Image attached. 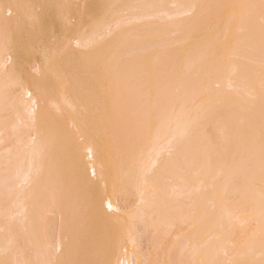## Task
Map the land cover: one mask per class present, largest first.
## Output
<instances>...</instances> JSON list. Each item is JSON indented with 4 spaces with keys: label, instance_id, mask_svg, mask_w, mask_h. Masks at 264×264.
Masks as SVG:
<instances>
[{
    "label": "rangeland",
    "instance_id": "374dc122",
    "mask_svg": "<svg viewBox=\"0 0 264 264\" xmlns=\"http://www.w3.org/2000/svg\"><path fill=\"white\" fill-rule=\"evenodd\" d=\"M130 1L132 4L129 3ZM130 1L110 0L106 6L102 5L94 12H88L86 17L84 16V22L76 25L77 21L73 17V12L80 6L87 7L86 0H0V21L1 18L4 20V23L0 24V101L5 102L2 103L3 106L0 102V107L8 109L5 110L9 111L7 122H11L14 126H12V129L11 124L6 123V126L4 125L5 130L1 128L2 124L0 127V208H2L0 211L3 212L2 215L0 214V245H9L12 241L11 238L16 242L15 248L13 247V251L16 252V254L14 252L16 261H14L15 258L13 260L10 258L8 251L0 255V264L38 263L33 259L29 260L30 258L27 257L26 252L22 257L23 251H19L22 246L24 247V238L20 237L21 231L16 212L17 205L13 203L16 202L19 191H27L29 188L32 190L31 184L22 181L21 178L27 175L29 180L31 179V182H34L33 179L35 178L33 177H36V175L39 177V174L42 175L44 172V174H48V169L40 172L41 169H45L43 164L46 166L47 163L46 168L51 164L56 171L60 172L61 170L62 175L59 174L57 178L61 177L62 179H60L65 181L67 186L70 185L69 188L71 189L67 190L70 194L78 193L79 187H75L77 185L76 181L64 177L68 169L70 174L71 170L76 168L72 155L70 156L74 151L71 152V150H76L78 159L86 164L87 168L84 166L83 175L90 182L87 183L88 188L91 183L98 184L99 189L101 188L100 193L105 196V201L109 198L113 203L112 209L106 208L103 196L100 197L104 202L100 201V204H103L100 207L108 217V225L114 230V237L118 245V263H121L120 261L123 259L124 261L128 260L130 264H264V211L261 212L262 214L257 212L259 209L264 210V0H241L242 3H240V0H230L232 3L229 0H215L213 6L216 9L218 8L217 10H222L220 11L221 16L217 15L215 10L208 17L207 14L211 10L204 7L202 14L201 12L198 14L199 17L195 15L197 21L193 17V10H190L192 3L196 0H173V2L171 0ZM161 1L163 3H160ZM11 3L18 5L17 12L8 9ZM82 3L83 5H81ZM228 3L233 6L232 9ZM179 4L184 5L180 6ZM206 4H209V2ZM158 7L164 8L165 11L158 9ZM234 7L238 8L235 9ZM228 8L231 11H226ZM237 9L240 14L236 13L235 10ZM234 19L235 21H233ZM236 22H239V25ZM232 23L237 25L235 27L233 24L234 30H230L232 29ZM193 24L199 27H195ZM190 26L192 29L189 30ZM67 28L69 32L65 31ZM199 28H202L203 32L206 31L207 36L202 31L200 36ZM188 31H191V35L188 34V37H186ZM231 31H234V38L231 36L232 34H229V32L232 33ZM193 32L195 34L193 40L197 39L196 43L202 44L201 42H203L204 44L208 39V42H206L208 46L204 44L201 47L198 43L191 42ZM62 33H65L66 39L70 38L68 48L59 46V41L63 36ZM227 36H229V42ZM196 37L199 38L200 42ZM201 38H203V41H201ZM210 39L213 40L210 41ZM212 41H214V45H211ZM194 45H198L197 49L201 51H199V58L197 57L199 52L196 50V46L193 49ZM191 46L192 49H190ZM5 48L16 49L19 52V66L13 71L12 76L2 74V70L10 67L12 62L4 50ZM193 51L197 53H193ZM205 52H208L207 55ZM192 55L196 57L194 59H197L196 62L200 64H196V68L193 65L192 68H195V72L193 69H190L192 71L189 72L188 68L181 65V62L184 66V62L192 59ZM158 61L160 63L163 61L166 63L167 61L166 64L162 63V66H165V77L170 78L173 74L172 76H175V80H177V74L182 76V73L189 72V74L187 73L188 77L191 75L194 80L193 74H195V76L198 75L195 78L198 80L203 75L202 77L205 76L204 79L206 78L203 79L204 86L200 88L201 90L196 91L197 94H193L195 96L192 95L194 99L190 97L192 100L189 99L190 101H188L185 111L183 110V114L178 111V106H174L171 111V113H174L171 115L177 114V112L180 115H175L177 117L176 120L173 118L174 122H170L172 118L169 119L170 121L168 120L169 125L168 123L165 124L168 130L164 128L165 125L162 128L166 137L164 134L161 137L163 140L157 137L162 130L155 134L156 137L155 135L151 136L150 144L155 140L149 149L153 146L156 149L143 151L130 171L107 173V180L104 176H93L87 166L90 158L88 159L86 150L81 149L85 146L83 145L85 136L81 133L82 128L90 133L100 132L95 127L96 125L104 126L106 123H110L121 126V123L128 124L129 120L131 121V126L128 125L130 126V128L128 127L130 134L127 135L131 137L133 134L131 131L133 118L135 119L138 113H135V117H133L130 112L132 109H136L138 103L135 104L136 107L130 105L127 111L119 113L120 108L116 104L121 102L124 95L117 94L115 97L102 101L98 93L104 94L108 89L107 82L110 83L112 79L104 78V80L99 76L91 81L92 90L97 94V99L88 102L83 100L84 103H81V101L76 100L78 98L76 95L70 96L74 92L75 79L88 72L96 71L99 66L109 67L111 76L116 74L115 72H120L121 75L131 74L135 76L137 80L134 85L138 87L137 91L142 90L144 93L141 91L139 94L147 97L146 93L150 95L151 92L146 90L145 87L148 86L150 89L151 83L158 84L159 82L158 79L152 80L156 74H153V72H157L160 66ZM219 63L222 68L219 67ZM198 65L204 67L203 69L207 73L202 71V68ZM223 65H225V69ZM156 66H158L157 69ZM180 66L181 69H186L187 72L181 73ZM166 67L169 69L167 70ZM197 68L201 69V72L196 70ZM155 69L156 71H152ZM210 69L212 70L210 71ZM218 71L220 75L216 73ZM196 72H199L200 76ZM225 72H227V75ZM186 76H183L184 81L190 79ZM13 77H17L14 78L15 82H33L49 96L44 118L47 124H49L48 121L54 122L57 128L53 127L51 130V127H49L51 125L43 122L51 130L49 133V130L45 129L51 135L48 140H46L48 134L44 133L45 130L41 133L43 142L46 141L47 147H50V151L47 147L42 148L43 150L47 149L44 151L47 156L42 155L43 153L41 156L39 155L43 151L37 148L41 147L40 145L38 147V144H42V142L41 140L38 141L36 137L38 135L34 129L35 120L31 118L28 111L26 112L27 97L20 94L18 97L12 96V88L11 85H8V80L11 84L14 82ZM168 79L167 77L164 78L162 84H170ZM175 80L170 85L172 96H176L180 92V87ZM8 89L11 91L10 94ZM8 95L10 99H8ZM12 102L13 104H11ZM16 102L20 105L18 106ZM144 103L142 102V105H149ZM9 105H13L15 109ZM140 105L139 107L143 109L144 106ZM11 107L12 113H10L11 109L9 110ZM18 107H21V109ZM140 108L137 107L135 112L139 111ZM146 109L152 114L153 109H150V107H146ZM113 110L115 112L110 117ZM192 112L193 114H191ZM204 112H207V114L204 115ZM203 115L205 118H200V121L215 117L214 120H220L222 123L208 119L204 122L201 121V126L198 123L197 128L193 123L198 120L197 118L204 117ZM235 116L238 118L236 119ZM136 119L138 120V116ZM193 120L195 121L193 122ZM186 122L190 124L191 128L186 125ZM135 123L133 124L136 126ZM140 123L139 119L137 126ZM217 123L218 125L220 123L219 127L222 129L220 133ZM207 126L216 128L210 127L209 129ZM222 126L226 130H223ZM187 127L189 130L192 128H194L193 130L197 129V136H187L186 134L193 131L189 132ZM6 130L10 133L7 135V131L6 135H3ZM52 131L54 132L52 133ZM223 131L226 133L224 134ZM183 132L186 134H183ZM207 133L209 134L208 138ZM219 134L223 135L220 136ZM227 134H230V137ZM181 135H185L186 138L183 139ZM128 136L126 139H128ZM189 137L190 139H188ZM179 138L183 139L185 143L180 141ZM195 138L203 146L194 149L192 146L196 142ZM126 139L124 138V140ZM189 140L191 142L187 144ZM122 142L114 144L119 146ZM173 142L183 147L186 146L184 148L188 151L180 152L181 154L177 153L180 146L175 145V143L173 145ZM172 145L174 150L170 151ZM77 146H79V149ZM118 146L116 150L117 148L121 149V146ZM175 146L179 147L175 148ZM106 147L107 152L112 149L111 155L103 149L108 156L104 153L105 156L103 154L102 157L106 159V163L108 161L113 163L114 158H116L115 153H117L114 145L110 150H107L108 146ZM113 150H115V153H112ZM22 152L24 153L22 154ZM36 152L39 153L36 154ZM9 156L13 158V161L11 159L13 163L9 162ZM178 156H180V159ZM33 157L36 158L33 159ZM37 157H41L40 160ZM104 158L103 160H105ZM157 158L159 159L157 160ZM177 158L179 161H175ZM207 158L211 162H208ZM47 159L52 163L48 162ZM154 159L161 161L159 163L163 166L157 162L152 166ZM205 160L209 164L211 163L210 166ZM38 161H43V163H37ZM61 162L65 165H63L65 168H68L67 170L64 171ZM4 163L6 167L8 165L7 168L10 164L12 167L3 169L2 165ZM38 164L44 168H39ZM216 166L217 168H215ZM31 167L34 169H30ZM16 168H20L19 171H15ZM35 169H40V173L34 171ZM11 172L13 173L10 178L15 177L13 176L15 172L21 173L20 175L17 173L18 176L16 177L22 176L19 180L15 178L19 182L14 179L17 184L11 179L14 185L8 186L11 182L8 175ZM25 172H28V174H25ZM42 176L41 178L44 177ZM38 177H36V180ZM105 181L107 183L114 182L113 187L110 189L111 192L110 190L103 191L102 187ZM37 185L41 186L37 187ZM37 185L36 190L33 191H37L35 194L40 195V187L42 190L43 184L39 183ZM33 187L35 188V185ZM75 189L77 192L74 191ZM63 190L66 192V189ZM90 190H93V187L89 188ZM72 191L73 193H71ZM258 194L259 196L255 199V195ZM257 200L262 203L261 208L252 206V204L257 203ZM55 214V212H50L47 215L48 223H51V225L48 224L50 228L47 227L49 229L47 230V236L50 237L49 240L53 245L57 241L56 236L60 225V223L58 225V221L60 222L58 220L59 216ZM5 223H10L12 227L9 229L4 228L3 224ZM10 234H12L11 238ZM57 251L59 252V250ZM4 259L7 260L4 261ZM72 264H78V262Z\"/></svg>",
    "mask_w": 264,
    "mask_h": 264
},
{
    "label": "bare ground",
    "instance_id": "6f19581e",
    "mask_svg": "<svg viewBox=\"0 0 264 264\" xmlns=\"http://www.w3.org/2000/svg\"><path fill=\"white\" fill-rule=\"evenodd\" d=\"M130 1V0H129ZM230 1V0H229ZM231 1H234V0H231ZM230 1V3H232ZM237 1V0H236ZM239 1V0H238ZM243 1V0H242ZM245 1V0H244ZM107 2L109 3L110 2V0L108 1V0H86V2H85V4H87V7H82V6H80V7H78L77 8V10H74V18H76V25H79L80 24V22H84L83 20H85V18H84V16L86 17V15H87V13L88 12H94L98 7H100V6H102V5H104V6H106V4H107ZM133 2V1H132ZM171 2H173V0H171ZM180 2V1H179ZM183 2V1H182ZM207 2H209V4H206ZM215 2V0H196V1H194L193 3H192V6H191V8H190V10H193V14H194V16L193 17H195V20L197 19V17L195 16V15H197L198 16V14L201 12V14H202V11H204V7H207V10H211V11H209V13L207 14V16L209 17V16H211L212 15V12H214L215 10H216V14L217 15H219V16H221L220 15V11H222V10H217L216 9V7H214L213 6V3ZM248 2V1H247ZM129 3H131V1L129 2ZM151 3V2H150ZM160 3H163L162 1L160 2ZM165 3V2H164ZM181 3V2H180ZM184 3V2H183ZM187 3V2H186ZM230 3H228V4H230ZM236 3H238V2H236ZM240 3H242L241 2V0H240ZM245 3V2H244ZM243 3V5H245ZM132 4V3H131ZM131 4H129V5H131ZM153 4V3H152ZM178 4V2L176 3V5ZM206 4V5H205ZM234 4V3H233ZM81 5H83V3L81 4ZM129 5H127L128 7H129ZM180 5V4H179ZM182 5H184V4H181L180 6H182ZM231 5V4H230ZM235 5V4H234ZM125 6H126V4H125ZM179 6V7H180ZM237 6V5H236ZM241 6V5H240ZM163 7V6H162ZM183 7H185V6H183ZM223 7V6H222ZM222 7H221V9H222ZM230 7V6H229ZM232 5H231V9H232ZM242 7V6H241ZM245 7H246V5H245ZM8 8V7H7ZM132 8V7H131ZM235 8V7H234ZM234 8H233V10H234ZM236 8H238V7H236ZM235 8V9H236ZM0 9H1V7H0ZM8 9H12V10H14V11H16L17 12V10H18V5L16 4V3H11L10 4V6H9V8ZM158 9H163L164 10V8H161V7H158ZM162 10V11H163ZM228 10H230L229 8L226 10V11H228ZM2 11H3V9H2ZM2 11H1V13H2ZM161 11V10H160ZM165 11V10H164ZM231 11V10H230ZM236 11V13L237 14H240L239 12H237L238 11V9L237 10H235ZM239 11H240V9H239ZM241 12V11H240ZM73 13H72V15H73ZM228 15H229V13H227ZM199 17V16H198ZM228 17H230V16H228ZM82 20V21H81ZM197 21V20H196ZM233 21H235V19L233 20ZM232 21V22H233ZM238 21V20H237ZM188 22V21H187ZM186 22V23H187ZM194 22V21H193ZM2 23H4V20H3V18H1V21H0V24H2ZM202 23V22H201ZM237 24L239 23V22H236ZM236 23H232V25H231V27L233 26V24L235 25ZM192 24V23H191ZM207 24V23H206ZM189 25H190V21H189ZM193 25H195V24H193ZM239 25V24H238ZM198 26V25H197ZM196 25H195V27H197ZM193 27V26H192ZM199 27V26H198ZM228 27H229V25H228ZM235 27H237V25H235ZM188 28V27H187ZM205 28V27H204ZM230 28V27H229ZM228 28V29H229ZM190 29H192L191 28V26H190V28H189V30ZM193 29H194V27H193ZM200 29V28H199ZM202 29V28H201ZM200 29V33H201V30ZM235 29V28H234ZM233 29V27H232V29H230V30H234ZM195 30V29H194ZM66 32H69V29L67 28L66 30H65ZM64 31V32H65ZM199 31V30H198ZM65 32V33H66ZM158 32H159V30H158ZM189 32V31H188ZM187 32V36L186 37H188V34H190V32L188 33ZM197 32V31H196ZM205 32V34L204 35H206V31H204ZM203 31H202V33H204ZM208 32V31H207ZM232 33H230L229 32V34H232L231 36L233 37V33H234V31H231ZM65 33L63 34V38L61 37V40L59 41V46H62V47H67L68 48V40L70 39V38H68V39H66V36H64L65 35ZM156 33H157V31H156ZM185 33H186V31H185ZM199 33V32H198ZM198 33H197V35H198ZM202 33L200 34V36L202 35ZM228 33V32H227ZM191 35V34H190ZM190 35H189V39H190ZM193 37L191 38V42H193V43H196V40L197 39H195V40H193L194 39V37H195V34H194V32H193V35H192ZM207 36V35H206ZM206 36H204L205 38H206ZM209 36V35H208ZM65 37V38H64ZM231 37V39H233ZM237 37V36H236ZM196 38H198V37H196ZM227 41L229 42V36H227ZM238 38V37H237ZM76 39H77V37H76ZM188 39V38H187ZM211 40H213V39H210V41ZM80 41V40H79ZM198 41H199V38H198ZM201 41H203V38H201ZM233 41V40H232ZM200 42V41H199ZM206 42H208V39H207V41ZM206 42H204V44H206ZM213 43H211V45L213 44H215L214 43V41H212ZM192 43V44H193ZM198 43V42H197ZM196 43V44H197ZM202 44H200V43H198L200 46L201 45H203L204 46V44H203V42H201ZM210 43V42H209ZM232 43V42H231ZM234 43H235V41H234ZM208 44V43H207ZM206 44V45H207ZM228 44V43H227ZM210 45V46H211ZM231 45H233V44H231ZM237 45V44H236ZM186 46V45H185ZM189 46V45H188ZM195 46L196 45H194V48L193 49H195ZM198 46V45H197ZM196 46V50L198 51V47ZM203 46H201V47H203ZM208 46V45H207ZM200 47V48H201ZM212 48H213V46H211ZM210 47V48H211ZM207 48V47H206ZM205 48V49H206ZM185 49V48H184ZM190 49H192V46L190 47ZM5 51H6V53H7V55H9L8 57H10V59H11V65H10V67H8V68H5V69H3L2 71H3V73L2 74H6V75H11L12 73H13V71L19 66V52L16 50V49H12V48H5L4 49ZM196 50H194V51H196ZM193 51V53H197V52H194ZM200 51V50H199ZM198 51V52H199ZM201 52V51H200ZM200 52L199 53H197V57L199 58L200 56H199V54H200ZM207 53L208 52H205V54L207 55ZM202 54H204V53H202ZM201 54V55H202ZM205 54H204V56H205ZM195 55V54H194ZM193 57V58H192ZM192 59H189L187 62H184V66H183V64H182V62H181V65H182V67H186V68H188V70H189V72L190 71H192V70H190V69H193V71L195 70V66H197L196 64H199L198 62H196V61H198L197 59H194V58H196L195 56H193L192 55ZM205 58V57H204ZM203 59V58H202ZM218 60V59H217ZM220 60V59H219ZM225 60V59H224ZM202 61V60H201ZM214 61V60H213ZM159 62V61H158ZM157 62V63H158ZM215 62V61H214ZM154 63V62H153ZM162 63H165V61H163ZM162 63H160L159 62V64H160V66H159V68H158V66H156V69H157V72H153V74H155V76H153L152 74V76H153V78H152V80H154V79H158V84H150L151 86V88L149 89L148 88V86L147 87H145V88H147L146 90H150V95L149 94H147L146 93V95H148L147 97L145 96V95H140L139 94V92L141 93V91L139 90V91H137V86H135L134 85V82L137 80L136 78H135V76H133V75H131V74H124V75H121V73L119 72H115L116 74H112V76L110 75L111 74V71H109V67H107V68H105V67H101V66H99L97 69H96V71H91V72H88V73H86L85 75H83L82 77H77V79H75V82H74V92L73 93H71V97H73V96H77L78 98H76V100L77 101H81V103H84V101L83 100H85V101H92V100H96L97 99V94L92 90V85H91V81H92V79L93 78H96L97 76H99V78H111L112 80H111V82L110 83H108L107 82V86H108V89L104 92V94L103 93H98V95H99V97L101 98V100L102 101H104L105 99H109L110 97H115V95H117V94H120V95H124L123 96V98H122V100H121V102L120 103H117L116 104V106H119V108H120V111H119V113H122V112H125V111H127V108L130 106V105H133L134 107H136L137 105V107L138 108H140L139 107V104H141L140 106H144L143 107V109H139V111L137 110V112H135L136 111V109H137V107H136V109L135 110H131V114H133V117H135L134 116V114L135 113H138V114H136L137 116H138V120L136 119L137 118V116L135 117V119L133 118V123H135L136 124V126L132 123V127H131V131H132V136L130 137V136H128L127 134H130L129 133V131H128V127L130 128V122L131 121H129L128 120V124L126 123H121L122 125L121 126H115V124L113 125V124H110V123H106L104 126H101V125H96L95 127L98 129V130H100V132H98V131H94V132H92V133H90L89 131H87L85 128L83 129L82 128V130H81V133H82V135L83 136H85V142H84V144L83 145H85L84 147H82L81 149H85L86 150V152H87V155H88V159L90 158V160L87 162L88 163V170L91 172V174H93V176H99V177H102V176H104V178L107 180V173H110V174H114V173H116V172H122V171H130L132 168H133V165H134V163L137 161V159L139 158V156L141 155V153L143 152V151H145V150H147V149H149V147H150V145L151 144H153L154 143V140L152 141L153 143H151L150 144V141H151V138L153 137V135H155V134H157L160 130H162V128L164 127V125L166 124V123H168V125H169V122H168V120L170 119V118H172L171 120L172 121H170V122H174L173 120V118H175V120H176V117L178 116V115H180V114H178L179 112H177L175 109V111L177 112V114L175 113L174 115H171L172 113H174V112H172L171 113V111H172V109L174 108V106L176 107V106H178V111H181L180 113H184L183 112V110L185 109V107H187L186 105H187V103H188V101H190L189 99H191L190 97H192V99H194V97L193 96H195V95H193V94H197V90L198 89H200L201 87H203L204 86V80L206 79H204V77H202L203 75H201V77L200 78H198V80L197 79H195L196 78V76H198V75H196L195 76V74H193V78H194V80L191 78V75L189 76L190 77V79H188L187 81L185 80L184 81V78H183V76H186V74L188 73L189 74V72H187V70L186 69H181V66H180V70H181V73L182 72H187V73H182V76L180 75L179 76V74H175L176 76H177V80H175V76H170V78L168 77V76H166L167 77V79L170 81V84H162V81L164 80V78H166L165 76H164V74H166V72H165V66H162ZM166 63H167V61H166ZM165 63V64H166ZM222 63H223V61H222ZM164 64V65H165ZM205 64H207V63H205ZM220 64V63H219ZM229 64V63H228ZM158 65V64H157ZM193 65H194V67L195 68H192L193 67ZM200 65V64H199ZM198 65V66H199ZM212 65V64H211ZM167 66V65H166ZM213 66V65H212ZM224 66L225 65H223V68H224ZM200 68H202V71H204L205 72V69H203L204 67H201V66H199ZM198 67V68H199ZM215 67V66H214ZM218 67V66H217ZM219 67H221L222 68V66H221V64H220V66ZM229 67V66H228ZM236 67V66H235ZM109 68V69H108ZM155 68V67H154ZM167 68V67H166ZM196 69V70H199V72H201V69ZM206 68H207V65H206ZM210 68V67H209ZM216 68V67H215ZM215 68H213V69H215ZM156 69L155 70H152V71H156ZM169 68H167V70H168ZM225 69V68H224ZM186 70V71H185ZM212 69H210V71H211ZM218 70V69H217ZM221 70V69H220ZM1 71V72H2ZM109 71V72H108ZM151 71V72H152ZM169 72V71H168ZM168 72H167V75H168ZM176 72H177V70H176ZM179 72V71H178ZM195 72V71H194ZM197 73L196 72V74H199V76H200V73ZM171 73V72H170ZM172 73H175V72H172ZM205 73H207V72H205ZM216 73H218L219 74V71L218 72H216ZM222 73H223V71H222ZM226 73V75H227V72H225ZM1 74V75H2ZM120 74V75H119ZM185 74V75H184ZM188 74H187V76L186 77H188ZM192 74V73H191ZM212 74V73H211ZM214 74H215V72H214ZM218 74H216V75H218ZM116 75V76H115ZM143 75V74H142ZM220 75V74H219ZM12 76V75H11ZM144 76V75H143ZM179 77H181V78H179ZM188 77V78H189ZM212 77H213V75H212ZM222 77V76H221ZM225 77V76H224ZM4 78V77H3ZM14 78H17V77H13V80H14V82H12L11 84L9 83L10 81L8 80V85H11V88H12V96L13 97H18V95L20 94V95H23V96H25V97H27V101H26V104H25V108L27 109H25L26 110V112L28 111V113L31 115V118L33 119V120H35V122L36 123H34V129H35V131H36V134L39 136H36L37 137V139H38V141L39 140H41V142H42V144H38V147H40V148H37V149H42V148H46L47 147V143H46V141L45 142H43V139H42V137H41V133L42 132H44V130L45 129H47V131L50 133V131L52 130V128L54 127H56L57 128V126L54 124V122H50V121H48L49 122V124L51 125V126H49V127H51V130H50V128L48 129L47 127V125H49V124H47L46 122V119L44 118L46 115H45V113H46V111H47V106H48V103H49V96H48V94L46 95V93H45V91H42V89H40V88H38V86L35 84L34 85V83L33 82H31V81H28V82H25L24 80H22L21 79V81H24L25 83H21V82H15V79ZM143 78V77H142ZM183 78V79H182ZM211 78V77H210ZM226 78V77H225ZM178 79H180V80H178ZM204 79V80H203ZM212 79V78H211ZM11 80V79H10ZM105 80V79H104ZM173 80H175L177 83H178V85H179V87H180V92L178 93V95H176V96H172V92H171V90H170V85L172 84V82H173ZM216 80H218V78H216ZM4 81V80H3ZM219 81H220V79H219ZM224 81H226V80H224ZM223 82V81H222ZM2 83V82H1ZM5 83V82H4ZM218 83V82H217ZM221 83V82H220ZM6 85V84H5ZM7 90V89H6ZM9 90V89H8ZM128 90V91H127ZM146 90H144V91H146ZM201 90V89H200ZM199 90V91H200ZM198 91V92H199ZM9 92H11L10 90L8 91V93ZM147 92H149V91H147ZM7 93V94H8ZM142 93H144L143 91H142ZM10 94V93H9ZM200 94V93H199ZM193 95V96H192ZM9 96V95H8ZM144 96V97H143ZM199 96V95H198ZM211 96H212V94H211ZM21 98H22V96H21ZM200 98V97H199ZM206 98V97H205ZM209 98V97H208ZM213 98V97H212ZM211 98V99H212ZM8 99H10V96H9V98ZM191 99V100H192ZM117 100V99H116ZM201 100H203V99H201ZM145 102V103H148L149 105H142V102ZM147 101V102H146ZM198 101V100H197ZM1 102V104L2 103H5V102H2V101H0ZM18 102V101H17ZM16 102V103H17ZM199 102V101H198ZM7 103V102H6ZM9 103V102H8ZM136 103H138L137 105H135ZM144 103V104H145ZM190 103V102H189ZM11 104H13V102L11 103ZM197 104V103H196ZM4 104H2V106H3ZM16 104L14 103V106H15ZM17 105H18V103H17ZM19 105H20V103H19ZM18 105V106H19ZM190 105V104H189ZM191 105H192V103H191ZM200 105V104H199ZM7 106V105H6ZM9 106H12L13 107V105H9ZM150 107V109H153L152 111V114L151 113H149V111L146 109V107ZM5 107V106H4ZM12 107L11 108H9V110L11 109V112L10 113H12ZM16 107V106H15ZM202 107V106H201ZM14 108V107H13ZM18 108H20L21 109V107H18ZM17 108V109H18ZM7 108L5 107V108H3V107H0V127L3 129V130H5V128H4V125L6 126V123H9V125L11 124V127L13 126V124L11 123V122H7V120H8V116H7V114H8V112L9 111H5ZM15 109V108H14ZM20 109H19V111H20ZM37 109V110H36ZM144 109H146V110H144ZM149 109V110H150ZM177 109V108H176ZM186 109H188V108H186ZM8 110V109H7ZM141 110V111H140ZM144 110V111H143ZM19 111H17V112H19ZM22 111V110H21ZM23 111H24V108H23ZM185 111V110H184ZM114 112H115V110H113V113H111V115H110V117L114 114ZM190 112H191V110H190ZM203 112V111H202ZM213 113V112H212ZM212 113H211V115H212ZM191 114H193V112L191 113ZM201 114V113H200ZM205 114H207V112L205 113L204 112V115ZM236 114V113H235ZM239 114V113H238ZM11 115V114H10ZM9 115V116H10ZM151 115V116H150ZM175 115H177L176 117H175ZM196 115V114H195ZM203 115V116H204ZM210 115V114H209ZM217 115V114H216ZM240 115V114H239ZM184 116V115H183ZM192 116V115H191ZM208 116V115H207ZM197 117H199V116H197ZM208 117H210V116H208ZM221 117V116H220ZM200 118H205V116L204 117H199V118H197L198 120L195 122V123H193V124H195L194 126H196L198 123L200 124V126L202 125L200 122L201 121H207L208 119H210V118H207V120H201L200 121ZM215 118V117H214ZM214 118H211L212 120H214ZM235 118H236V116H235ZM238 118V117H237ZM236 118V119H237ZM239 118H240V116H239ZM10 119V118H9ZM139 119H140V125L139 126H137V121L139 122ZM180 119V118H179ZM178 119V120H179ZM210 119V120H211ZM219 119V118H218ZM134 120H135V122H134ZM137 120V121H136ZM184 120V119H183ZM185 120H186V118H185ZM217 120V119H216ZM216 120H214V121H216ZM228 120V119H227ZM239 120V119H238ZM9 121H11V120H9ZM195 120H193V122H194ZM218 122L220 121V120H217ZM229 121V120H228ZM234 121V120H233ZM43 122L44 123H46V124H43ZM111 122V121H110ZM184 122V121H183ZM183 122H181V123H183ZM188 122V121H187ZM187 122H186V125H189L188 127H190V124H187ZM212 122V121H211ZM221 123H222V121H220ZM224 122V121H223ZM226 122V121H225ZM224 122V123H225ZM230 122V121H229ZM52 123V124H51ZM113 123V122H112ZM180 123V124H181ZM206 123V122H205ZM231 123V122H230ZM236 123H237V121H236ZM2 124V125H1ZM139 124V123H138ZM171 124V123H170ZM176 124V123H175ZM179 124V125H180ZM184 124H185V122H184ZM192 124V123H191ZM234 124V123H233ZM128 125H130V126H128ZM177 125H178V121H177ZM210 125H211V123H210ZM213 125V124H212ZM217 125H218V123H217ZM217 125H215L216 127H217ZM219 125H220V123H219ZM219 125H218V127H219ZM227 125V124H226ZM46 126V128H44V127ZM173 126V125H172ZM180 126H182V125H180ZM193 125H192V127H194ZM197 126H199V125H197ZM196 126V127H197ZM204 126H205V124H204ZM214 126V127H215ZM224 126V125H223ZM222 126V127H223ZM234 126H236V125H234ZM7 127H9V126H7ZM10 127V128H11ZM14 127V126H13ZM13 127H12V129H13ZM43 127V128H42ZM134 127V128H133ZM169 127V126H168ZM174 127V126H173ZM183 127V126H182ZM182 127H180V128H182ZM186 127V126H185ZM188 127H187V129H188ZM206 127V126H205ZM211 127V126H210ZM210 127H208L207 126V128H209L210 129ZM215 127V128H216ZM221 127V128H222ZM227 127V126H226ZM230 127V126H229ZM164 128H166V125H165V127ZM170 128H171V126H170ZM175 128H178V127H175ZM174 128V129H175ZM184 128V127H183ZM182 128V129H183ZM191 128V127H190ZM195 128V127H194ZM194 128H192L191 130H193ZM198 128V127H197ZM206 128V129H207ZM211 128H213V127H211ZM215 128H213V129H215ZM225 127H223V130H226V129H224ZM230 128H232L233 129V127H230ZM1 129V130H2ZM7 129V128H6ZM9 129V128H8ZM167 129V128H166ZM165 129V130H166ZM179 129V128H178ZM184 129H186V128H184ZM209 129H207V130H209ZM218 129H220V127L218 128ZM55 130V129H54ZM168 130V129H167ZM180 130V129H179ZM189 130V129H188ZM187 130V131H188ZM191 130H189V132H191ZM196 130V131H195ZM195 130H193L191 133H189V134H186L185 132H186V130H185V132H183V134H186L187 136H189L190 135V137H196L197 136V129H195ZM222 129H220V130H218L219 131V133H220V131H221ZM235 130H237V129H235ZM7 131L8 130H6V131H4L5 133L3 134V135H6V133H7ZM169 131H171V130H169ZM177 131V130H176ZM182 131H184V130H182ZM204 131V130H203ZM211 131H213V130H211ZM1 132H3V131H1ZM54 131H52V133H53ZM162 132V133H161ZM167 132V131H166ZM165 132V133H166ZM177 132H179V131H177ZM176 132V133H177ZM205 133H206V131H204ZM224 132V131H223ZM222 132V133H223ZM10 132L8 131V133H7V135L9 134ZM44 133H46V134H48L47 132H46V130H45V132ZM51 133V134H52ZM168 133V132H167ZM172 133V132H171ZM171 133H170V135H171ZM216 133V132H215ZM218 133V132H217ZM226 132H224V134H225ZM164 134V132H163V130L162 131H160V133L157 135V137H160V139H161V137H162V135ZM179 134V133H178ZM177 134V135H178ZM181 134V133H180ZM199 134V133H198ZM202 134V133H201ZM167 135H169V134H167ZM175 135V134H174ZM177 135H176V137H177ZM203 135H205L204 133H203ZM208 133H207V138H208ZM220 135V134H219ZM223 135V134H222ZM222 135H220V136H222ZM228 136L230 135V134H227ZM49 136V137H48ZM128 136V139H126V137ZM152 136V137H151ZM164 136H165V134H164ZM181 136H183V135H181ZM180 136V137H181ZM185 136V135H184ZM183 136V139H185L186 137H184ZM201 136V135H200ZM225 136V135H224ZM51 137V135H47V138H46V140H48L49 138ZM155 137H156V135H155ZM166 137V136H165ZM168 137V136H167ZM190 137L188 138V139H190ZM205 137V136H204ZM230 137V136H229ZM229 137H228V139H229ZM124 138L126 139V140H124ZM173 138V137H172ZM202 138V137H201ZM221 138H224V137H221ZM120 139H122V140H120ZM158 139V138H157ZM164 139H166V138H164ZM175 139V138H174ZM180 139V141H182V142H184V140L182 139L181 140V138H179ZM196 139V138H195ZM203 139V138H202ZM201 139V140H202ZM124 140V141H123ZM161 140H163V139H161ZM178 140V139H177ZM122 142L121 143V145L119 144V146L118 145H116L115 146V144L114 143H117L118 144V142ZM172 141V140H171ZM194 141V140H193ZM192 141V142H193ZM229 141V140H228ZM36 142V141H35ZM157 142V141H156ZM162 142V141H161ZM182 142H180V143H182ZM190 140H189V143H187V144H190ZM203 142H204V140H203ZM205 142H207V141H205ZM230 142V141H229ZM157 143H160V142H157ZM163 143V142H162ZM161 143V144H162ZM174 143L175 142H173V145H174ZM185 143V142H184ZM178 143H175V145H177ZM212 144V143H211ZM40 145V146H39ZM113 145H114V148H115V150H116V147L118 146V147H120L121 146V149L120 148H117V150L119 151H115V150H113V152L112 153H115V152H117V153H115V156H116V158H114V162L113 163H111V162H109L108 161V163H106L105 161H106V159L104 158V157H102V155L105 153L104 151H103V149H105V148H107L106 146H108V149L107 150H110L111 148H113ZM159 145V144H158ZM165 145V144H164ZM172 145V146H173ZM179 145V144H178ZM35 146V145H34ZM163 146V145H162ZM168 146V145H167ZM180 146V145H179ZM179 146H175V148L176 147H179ZM188 146V145H187ZM199 146H203V144L201 145V142L200 141H198L197 142V139H196V142L194 143V145L192 146L194 149H197V148H195V147H198L199 148ZM78 147V149H79V146H77ZM132 147H133V151H132ZM184 147H186V146H184ZM182 145L180 146V148H178V151H177V153L179 152H183V151H185V150H187L186 148H184ZM32 148V147H31ZM34 148V147H33ZM50 147H47V149H48V151H50V149H49ZM75 149H76V147H74ZM152 148H155L154 146L152 147ZM151 148V149H152ZM160 148V147H159ZM174 146L172 147V150L171 149H169L170 151H173L174 149ZM202 148V147H201ZM34 149H36V148H34ZM47 149H42V151L43 152H40V156H41V154L42 155H46L45 153H44V151L45 150H47ZM151 149H149V150H151ZM156 149V148H155ZM158 149V148H157ZM164 149H165V147H164ZM163 149V150H164ZM29 150V149H28ZM33 150V149H32ZM154 150V149H153ZM153 150H151V151H153ZM177 150V149H176ZM199 150V149H198ZM31 151V150H30ZM34 151V150H33ZM74 151V152H73ZM105 151H106V149H105ZM111 151H112V149H111ZM111 151H109V152H107L106 151V153H109V155H111L110 154V152ZM115 151V152H114ZM159 151V150H158ZM188 151V150H187ZM202 151V150H201ZM39 152H36V154L37 153H39ZM71 152H73V154L71 153L70 154V156L72 157V159H73V161H74V163H75V165H76V168H74V170H71V172H70V174H69V169L68 168H65L64 166V161H62L64 164H62V162H61V164H62V166L64 167V171L65 170H67L68 169V171L67 172H65V174L67 175H65L64 177H66V179H72L73 181H76L75 183L77 184L75 187H79V192L78 193H74V194H70L67 190H70L71 188H69V184H68V186H67V183L65 182V181H63V180H61L60 178H57V176L59 175V174H61V170H60V172L57 170H55V168L50 164V163H52V162H50L48 159V162H50L49 164V167L50 166H52V167H47L46 168V166H48V163H47V161H46V163H47V165L45 166V164H43V166L45 167V169H41L42 171H40V172H43V170H46V169H48L47 171H48V174L46 173V174H42V175H40L39 173V170L40 169H35L34 171H38L37 173L39 174V177H38V175H36V177H38L37 178V180H36V177H33V178H35V179H33V181L34 182H31L32 180L30 179L29 180V176H23L22 178H21V176H19V177H16V176H18V175H20L21 173H18V175H16L17 173L15 172V175H13V176H15L14 178L12 177V178H10V176H11V174L13 173V172H11L8 176V178H9V180H11V179H18L19 180V178H21V180L22 181H26V183H28L31 187H32V190L29 188V190H27V191H19V193H17V197H16V202H14L13 204H15V205H17V215H18V221L17 222H19V226H20V231H21V233H20V237H23L24 238V240H23V244H24V247L22 246V248L21 249H19V251L21 250V252L23 253L22 254V257L24 256V252H26V254H27V257H29L30 259L29 260H35V261H37L38 263H36V264H72V263H74V262H78V264H130V262L127 260V261H124L123 259H122V261H120L121 263H118V261H117V247H118V245H117V241L115 240V237H114V230L112 229V227L110 226V225H108L109 223H108V220H107V218L108 217H106L107 215L106 214H104L103 213V211H102V207H100V206H102L103 204H100V201L101 202H103L102 201V199L100 198V197H102L103 196V193H100V189H99V186H98V184H96V185H94V183L92 184H90L91 186L89 187L90 189L93 187V190H90L89 191V188H88V184L87 183H90V182H88L85 178H84V172H83V170L85 169L84 168V166L86 167V164L85 163H82L79 159H78V154H77V151L76 150H71ZM157 152V151H156ZM175 152V151H174ZM189 152H190V150H189ZM24 152H22V154H23ZM105 153V154H106ZM155 153V152H154ZM176 153V154H177ZM32 154V152L30 153V155ZM105 154H104V156H105ZM158 154V153H157ZM156 154V155H157ZM181 154V153H180ZM186 154V153H185ZM204 154L206 155V153L204 152ZM25 155V154H24ZM86 155V156H87ZM107 156H108V154H106ZM174 155H175V153H174ZM179 155V154H178ZM19 156H21L20 154H19ZM33 156H35V155H33ZM37 156V155H36ZM47 156V155H46ZM45 156V157H46ZM48 156H49V153H48ZM106 156V157H107ZM173 156V155H172ZM31 157V156H30ZM70 157V158H71ZM164 157V156H163ZM174 157V156H173ZM177 157V156H176ZM186 157V156H185ZM209 157V156H208ZM8 158H10V156L8 157ZM8 158H6L7 160H9ZM26 158V157H25ZM34 158H36V157H33V159ZM39 158H41V157H39ZM38 157H37V159H39ZM103 158L105 159V160H103ZM162 158V157H161ZM178 158L180 159V156H178ZM178 158L175 160V161H177L178 160ZM182 158H183V156H182ZM11 159H12V161H13V158H10V161L9 162H11V163H13L12 161H11ZM46 159V158H45ZM153 159V158H152ZM159 158H157V160H158ZM172 159V158H171ZM208 159V158H207ZM224 159H226L225 157H224ZM40 160V159H39ZM43 160H44V158H43ZM155 161L153 162V164H152V166L153 165H155L156 163L155 162H157L158 164H160L159 162H161V161H157L156 159H154ZM35 161V160H34ZM165 161V160H164ZM179 161V160H178ZM206 161V160H205ZM210 160L208 159V162H209ZM5 162H6V160H5ZM40 162V164H42L43 163V161H38L37 163H39ZM172 162V161H171ZM181 162V161H180ZM207 162V161H206ZM207 162V163H208ZM211 162V161H210ZM8 163V162H7ZM31 163V162H30ZM36 163V164H37ZM44 163H45V161H44ZM151 163V162H150ZM155 163V164H154ZM167 163V162H166ZM9 164V163H8ZM157 164V165H158ZM209 164V163H208ZM211 164V163H210ZM210 164H209V166H210ZM34 165H35V162H34ZM156 165V166H157ZM161 166H163V164H160ZM4 166V167H3ZM37 166V165H36ZM61 166V167H62ZM151 166V167H152ZM160 166V167H161ZM6 167V165H5V163H4V165H2V168L4 169ZM7 167H8V165H7ZM6 167V168H7ZM10 167H12V165L10 164V166H9V168ZM38 167L39 168H44V167H40L39 166V164H38ZM56 167V166H55ZM66 167H67V165H66ZM9 168H7V169H9ZM37 168V167H36ZM87 168V167H86ZM155 168V167H154ZM206 168H208V167H206ZM210 168V167H209ZM215 168H217V166L215 167ZM20 169V168H19ZM19 169H15V171L16 170H18L19 171ZM30 169H32V167L30 168ZM34 169V168H33ZM32 169V170H33ZM62 169V168H61ZM160 169V168H159ZM163 169V168H162ZM2 170V169H1ZM50 170V171H49ZM158 170V169H157ZM213 170V169H212ZM11 171V170H10ZM34 171H32L34 174H35V172ZM163 171V170H162ZM165 171V170H164ZM163 171V172H164ZM209 171V170H208ZM215 171V170H214ZM9 172V171H8ZM8 172H7V174H8ZM20 172H21V170H20ZM30 172V171H29ZM213 172V171H212ZM62 173H63V171H62ZM69 175H68V174ZM160 173H161V171H160ZM23 174V173H22ZM25 174H28V172L26 173L25 172ZM25 174H23V175H25ZM202 174H204V173H202ZM207 174V173H206ZM32 175V174H31ZM62 175V174H61ZM7 176V175H6ZM41 176L43 177V178H41ZM211 176V175H210ZM32 177V176H31ZM63 177V178H64ZM205 177V176H204ZM203 177V178H204ZM209 177V176H208ZM207 177V178H208ZM212 177V176H211ZM201 178H202V176H201ZM15 179V180H16ZM8 180V181H9ZM14 180V181H15ZM18 180H16L17 182H19ZM36 180V181H35ZM202 180V179H201ZM204 180V179H203ZM16 181H15V183H16ZM21 181V182H22ZM39 183H42L43 185H42V190H43V192H42V190H41V187H40V191H41V194L40 195H36L35 193H37V191L36 192H34L33 190H36V185L37 184H39ZM17 184V183H16ZM15 184V185H16ZM113 184H114V182H104V186L102 187V189H104L103 191H105V190H110L112 187H113ZM12 185H14V184H12V180H11V182L8 184V186H12ZM35 185V188L33 187ZM92 185H94V186H92ZM38 186H41V185H37V187ZM15 187V186H14ZM27 187H28V185H27ZM26 187V188H27ZM34 188V189H33ZM67 188H69V189H67ZM63 189H66V192H68V193H66ZM18 191H16V192H18ZM65 193H64V192ZM74 191H76V189L74 190ZM16 192H15V194H16ZM34 192V193H33ZM39 192V191H38ZM77 192V191H76ZM110 192H111V190H110ZM71 193H73V191L71 192ZM100 193V194H99ZM101 195V196H100ZM262 195V193L260 194V196ZM111 196V195H110ZM259 196V194L258 195H255V199H257V197ZM107 197V196H106ZM102 198H104L103 200L105 201V196H103ZM260 199V198H259ZM255 201V200H254ZM104 203V202H103ZM252 203V202H251ZM106 204V205H105ZM104 205H105V207L106 208H109V209H112V206H113V203L111 202V200L109 199V198H107L106 199V201H105V203H104ZM261 205H262V203L259 201L258 202V200H257V203L255 204V205H253L252 204V206H254V208H255V206L257 207V208H261ZM256 208V209H257ZM263 208H264V206H263ZM0 210H2V208H0ZM3 210H4V208H3ZM260 210V209H259ZM259 210L257 211L258 212V214L259 213H261L262 211H264V210H260V212H259ZM256 211V210H255ZM50 212H55L56 214H57V216H59V218H58V220H60V222L58 221V225H59V223H60V225L58 226V229H59V231H58V234H57V238H56V242H55V245H53L51 242H50V240H49V238H48V234H47V230H49V229H47V227H48V213H50ZM2 211H0V214L2 215ZM55 214V215H56ZM262 214V213H261ZM1 215H0V217H1ZM49 222H51L50 220H49ZM53 222V221H52ZM263 223H264V221H263ZM49 225H51V223L49 224ZM3 226H4V228H6V229H9V228H11L12 227V225H10V223H5V224H3ZM48 228H50V227H48ZM49 233V232H48ZM201 233V232H200ZM207 233V232H206ZM10 236V238L12 237V234H10L9 235ZM199 236V235H198ZM197 236V237H198ZM196 237V238H197ZM22 238V239H23ZM206 239V238H205ZM11 242H10V244L9 245H4V246H1L0 245V255L2 254V253H6V252H8L9 251V253H10V258H12V260L15 258V260L14 261H16V256H15V254H16V252L15 251H13V249L15 248V246H16V242L15 241H13L14 239H12L11 238ZM200 241V240H199ZM52 242H54V241H52ZM1 244V243H0ZM203 244V243H202ZM3 245V244H2ZM199 245H201V244H199ZM14 247V248H13ZM18 248V247H17ZM217 248V247H216ZM9 249V250H8ZM211 249H213V248H211ZM4 250H7V251H5L4 252ZM57 250H59V252L57 251ZM203 250V249H202ZM209 250V249H208ZM18 251V252H19ZM218 251V250H217ZM14 252H15V254H14ZM205 252V251H204ZM21 255V254H20ZM26 256V255H25ZM3 257V256H2ZM208 259V258H207ZM216 259V258H215ZM214 259V260H215ZM218 259H219V257H218ZM217 259V260H218ZM1 260V259H0ZM5 260H7V259H4V261ZM24 260H25V258H24ZM28 260V259H27ZM118 260H120V259H118ZM205 260V259H204ZM13 261V262H14ZM124 261V262H123ZM25 262H26V260H25ZM32 262V261H31ZM8 263H10V262H8ZM27 264V263H26ZM33 264H35V263H33Z\"/></svg>",
    "mask_w": 264,
    "mask_h": 264
}]
</instances>
